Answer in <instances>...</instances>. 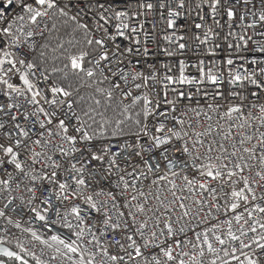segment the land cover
<instances>
[{
    "label": "snow or ice",
    "instance_id": "6c2138e0",
    "mask_svg": "<svg viewBox=\"0 0 264 264\" xmlns=\"http://www.w3.org/2000/svg\"><path fill=\"white\" fill-rule=\"evenodd\" d=\"M0 264H264V0H0Z\"/></svg>",
    "mask_w": 264,
    "mask_h": 264
}]
</instances>
